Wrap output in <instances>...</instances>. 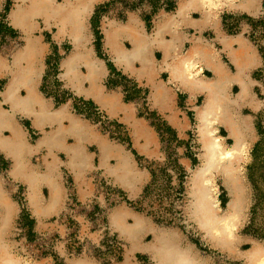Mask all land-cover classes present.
Returning a JSON list of instances; mask_svg holds the SVG:
<instances>
[{"label":"crops","instance_id":"obj_1","mask_svg":"<svg viewBox=\"0 0 264 264\" xmlns=\"http://www.w3.org/2000/svg\"><path fill=\"white\" fill-rule=\"evenodd\" d=\"M12 1L13 3L10 11L8 12L7 21H0L1 34L7 35V31L19 33L21 35L20 39L23 41L22 46L26 44V37L24 34L30 35L31 37H38L40 39L41 44L46 46L44 56L41 59V63H39L41 67L42 64H44L45 66L46 56L50 51L52 45L61 47L65 43H68L72 46V48L63 56L61 60L62 64L63 60H65V58H67L74 51V41L71 40V38L67 34L59 35L58 24L53 21L46 22L43 17L44 15L30 17V23L24 27L26 31L23 32L20 27H16L13 24L10 18L11 13L16 7L15 2L17 3V0ZM50 1L56 4L57 6H61V11H63V6L66 5L67 2L66 0ZM86 1H88L89 3L91 12L90 14H88L85 20L86 32L85 39L82 41L85 44L84 47L90 49L97 62H99L101 66L106 69L105 75L96 80V90L102 95L107 96L108 98L116 94L120 95L122 109H116L113 112L109 113L108 108L99 104L94 99L93 95L87 96L83 93H77L74 90L73 86L70 85L66 81V79L62 78V75L60 77V82H62L64 84V87L67 90H70L74 96L82 98L84 100H88L90 103L97 105L102 110H104V112L109 117L118 119L121 122L125 123L131 130L130 141L132 150L128 151L124 146L120 144H115L111 142L106 136L102 135L99 129L88 118L82 116V114H79V110L77 109L78 105H76L73 100H67L64 103H56L55 99L50 97L48 98L42 90L45 69L41 73H39L38 76L32 79L33 89L38 95V97L45 104H47V110L51 114L60 111L63 105L67 107V114L61 117L59 121L55 118L54 120H48L40 124H35L32 117L25 116L23 113L20 112H15L14 120L17 121V124L19 125L20 129H22L26 142H28V144L32 146V149L28 153V160L30 162V165L35 166L40 171H44L46 169L45 160L56 161V178L60 183H62V186H64V188L66 189L63 176L64 173H69L75 183V188L78 197L81 201L89 199L94 193V186L92 184L91 178L89 177V175L93 171L97 169L103 170V172L113 180L112 175L106 173L105 168L101 166L100 163V155L103 152V146L106 145V147L113 148L112 150L114 151V154L112 153V156L108 158L109 163L112 165H116L118 163L117 153L120 151L124 152L125 150L127 153H124L126 154V156L128 155L134 170L133 174H135L132 180L134 181L133 186L135 188V194L131 198H136L145 189L146 183L149 180V174L146 171L137 168L134 159V154L137 153L149 159L159 158V140L152 126L149 125L146 120L137 117L135 104L131 102H126L124 100L122 92L119 89H111L106 85L105 80L108 77L110 68L108 66V62L98 56L97 49L93 43L94 40L91 30L92 18L97 10V7L100 3L103 2V0ZM231 1L238 2V0ZM23 2L25 4H29V0H24ZM78 2L84 3L85 0H78ZM3 3L4 0H0V7L1 5H3ZM228 3V0H193V2H188V0H176L174 10H161L156 14L154 20V29L152 32H148L143 20L139 19L135 15H130L128 17V20L123 23L113 21L115 23L117 22V24H128L133 18V20L137 22L140 26V31L142 32V34H146L147 36L150 35L151 37H153V32L156 29L157 25L158 28L161 26V40L155 42L149 41L148 43L150 47V56L152 58V61L154 62L155 68L154 75L152 77L147 74H142L141 76H139L138 74L135 75L134 73L125 71L122 67L118 66L114 62V58L110 53V49L106 46V36L104 34L102 46L115 69L123 75L135 79L140 85L148 88L150 91L149 102L151 104V107L156 110V112L160 113L166 118L171 128L176 130L179 134H184L190 128V118L186 114V112L182 111L179 106L180 96H183L185 98L187 105H189L190 107H194V109L192 107L191 108L195 110L196 117V108L198 106L196 104V101L199 98H202L204 100L206 92L199 90L196 87L191 88L189 84L184 85L182 83L181 77H175L171 74L168 63H172L179 56L188 54V52L192 49L194 45H196V43H200L201 45H203L204 50L202 51V54L192 56V61L195 62L196 66L191 72L185 74V80L183 81H194L196 78L213 80L216 79V77L221 76L222 79L219 80L224 83L226 91L230 93L232 98H237L241 91V86L239 83L240 80L238 78L239 76L242 77V81L245 82L248 86V94L238 100L239 103L236 112L239 115L240 122H243L241 127L243 130H245V133L247 134V140L249 142L248 148L250 149L252 146H256V144H258V142L260 141V137L258 135L255 124V117H257V115L261 112L263 108V103L258 97L255 90L257 83L254 76V72L261 65V57L258 52V49L247 36L250 24L247 22H242L241 31L237 34H231L230 30L228 29L227 21L230 18L238 17L259 19L263 16L264 0H256V2L249 7L251 8V12L242 9L241 7H230ZM183 6L184 8L182 9ZM65 8L67 7L65 6ZM32 23H36L37 25H34L33 27ZM46 34L50 35V40H46ZM119 43L125 48L129 47L130 45V42L127 38L121 40ZM0 56H2L3 62H5L6 59L10 61L13 54L10 59L4 55ZM8 61L6 63H8ZM134 67L136 70L137 67H140L137 61H134ZM80 69L83 72L85 71V68L83 66H81ZM7 70L8 69H5L3 67L2 69H0V81L3 82L2 91L0 93V103L3 109L11 113V105L9 103H6L3 98V93H5L8 87L14 83L12 75ZM63 72L64 71L62 69V73ZM154 83L160 85V93L158 94L157 102H154L151 99V93L153 91ZM15 85L13 84L12 90L16 91L17 94L21 97H24L27 93L26 85ZM89 86L90 84L88 80H83V82L81 83V87L83 90L88 88ZM34 108L37 109V105L34 106ZM76 117H79L80 119L79 128L77 126H71L72 123L70 119ZM220 128L227 133L226 128L224 126L217 125L218 131L220 130ZM70 129H73L75 133L73 131H70L68 133ZM30 132L34 133V135L32 136ZM2 134L4 136H8L10 132L7 129H3ZM45 134H47L48 137L49 135L51 136L53 134H57V136L59 135V138L65 144L62 146L53 145L52 147H49L47 145H40V141L44 139ZM78 142L82 149V156L79 159L80 168L79 170H76L70 164V154L67 151L66 147L63 146L75 145ZM227 142L231 143L230 139H227ZM248 151L249 150L247 149L245 158L248 154ZM0 156L3 161L9 163L10 169L13 161L12 157L2 151H0ZM9 169L7 170V174L4 173L0 175V182L8 196L11 198L10 193L5 185L7 178L13 182L20 183L26 189L27 187L24 181H20L11 177ZM114 183L128 193L125 188L117 184L115 181ZM38 190L39 194H42L44 196L49 193L48 187L46 185H40L38 187ZM244 199L246 200V191H244ZM11 200L14 201L12 198ZM15 206L17 207V209L16 211H14V214L11 218V226L7 234V237L10 238L14 221L19 213L18 205L16 204ZM27 206L28 211L30 213V217L33 221V230L35 232H46L53 230L54 224L51 222V219L59 215L65 207L63 202L60 208H58L55 212L50 210L49 214L42 215L40 217L33 212L32 208H30L28 204ZM123 208L124 207H121V205H119L114 207L113 210L120 211ZM126 209L130 211V216L125 219V222L127 224L134 225L133 216L140 218L143 222V227L141 231H139L140 233L135 237V241H137L136 245H140L141 249H132L130 243L131 240H129L126 236H122L117 229L110 225L111 229L116 232L126 243L125 257L120 264H139L137 261L138 254L148 256L152 260L153 264H156L151 256V252L149 250L147 251L142 249L141 246H147L151 245L152 243H155L156 236L164 234L168 237H171L178 247L185 250H189L195 256L205 259L207 264H212L210 259L200 255L193 245L186 244L178 230L174 228L161 227L145 214L139 213L129 207H127ZM234 236V244L230 247H227V249H222L218 246H214L207 240L206 241L212 247L226 251L231 255L244 260L246 264L245 256L243 254L247 250H239L238 246L244 242H251L252 247L256 244L261 243L257 242L254 238L249 236L242 238L238 237L235 235V230ZM10 241L12 242V246L10 247L11 253L14 254L16 243L12 239ZM127 247L129 249L131 248V251L129 253L127 251ZM65 262L66 264H100L98 261L87 258L85 256L67 257L65 259ZM41 263L51 264V261L45 258L41 261Z\"/></svg>","mask_w":264,"mask_h":264},{"label":"bare ground","instance_id":"obj_2","mask_svg":"<svg viewBox=\"0 0 264 264\" xmlns=\"http://www.w3.org/2000/svg\"><path fill=\"white\" fill-rule=\"evenodd\" d=\"M23 1L17 0V3L15 2L16 7L10 15L16 27H20L25 32L24 27L30 23V17L44 15L46 22L53 21L58 24L59 35L67 34L74 41V51L61 64L64 71L61 73L62 78L66 79L77 93H83L87 96L93 95L99 104L108 108L109 113L116 109H122L120 95L116 94L108 98L96 90V80L105 75L106 69L97 62L92 51L84 47L85 44L82 41L85 39V20L91 12L88 1L85 0L84 3H79L78 0H66L63 11H61V6H57L50 0H29V4H25ZM228 1L230 7H241L249 12H251L249 7L256 2V0ZM188 2H193V0H188ZM113 21H103V34L106 36L105 43L110 49L114 62L125 71L132 72L135 75L147 74L152 77L155 68L148 43L149 41L161 40V26L158 28L157 25L153 32L155 35L153 34V37H151L142 34L140 26L133 18L128 24H117ZM32 25L34 27L37 24L32 23ZM25 36L26 44L14 51L10 61L6 59L3 62L2 56H0V69L2 67L8 69L7 71L14 79L13 84L26 85L27 89L24 97L12 90L13 84L3 93V98L6 103L11 105L12 112L9 113L3 109L0 103V151L12 157L13 161L9 173L11 177L26 183L28 205L36 215L41 217L49 214L50 210L55 212L63 202L65 205L67 191L56 178V161L45 160L46 169L44 171L30 165L28 153L32 146L26 142L22 129L14 120V113H23L25 116L32 117L35 124H40L55 118L59 121L61 117L67 114V107L63 105L60 111L51 114L47 110V104L34 91L32 79L45 69L44 64L41 67L39 63H41L44 56L46 46L41 44L38 37H31L26 34ZM125 38L129 40L131 48L120 45L119 42ZM203 50L204 46L196 43L188 54L177 57L172 63H168V66L171 74L175 77H181L184 85L189 84L191 88L196 87L206 92L202 104L196 108L197 136L202 150L199 155L200 164L196 169L191 170L189 177L187 212L202 231L205 240L214 246L227 249V247L234 244V230L243 217L246 204L244 199L245 186L238 171L240 172L241 165L245 160L249 142L245 130L241 127L243 122H240L236 110L238 100L248 94V86L239 76L241 91L237 98H232L230 93L226 91L224 83L219 80L222 79L221 76L213 80L196 78L194 81H183L185 80V74L191 72L196 66L195 62L192 61V56L202 54ZM7 61L8 63H6ZM134 61H137L140 65L137 70L134 67ZM81 66L85 68L84 72L81 71ZM83 80H88L90 84L84 90L81 87ZM159 93L160 85L154 83L151 93V99L154 102H157ZM36 105L37 109L34 108ZM70 121L71 126L79 128V117L71 118ZM217 125L226 128L227 133L225 136L218 131ZM3 129H7L10 135L4 136L2 134ZM70 131L74 132L73 129H70L68 133ZM59 137L57 134L49 135V137L45 134L44 139L40 141V145L62 146L65 143ZM227 139H230L231 143H228ZM63 147H66L70 154V164L76 170H79V159L82 156L79 142L75 145ZM112 149L106 147V145L103 146V152L100 155L101 166L105 168L106 173L112 175L117 184L128 191L130 197H133L135 188L132 180L135 174H133L134 170L129 157L124 153L125 150L124 152L120 151L117 153L118 163L112 165L108 161L112 153L114 154ZM217 175L223 177L231 199L223 210L215 206L212 197L213 181ZM40 185L48 187L47 197L39 194L38 187ZM15 205V202L8 196L0 182V264H27L22 257L11 253L10 247L12 245L5 240L11 226V218L17 209ZM121 207L125 209L114 211L113 208L110 210V225L117 229L122 236H126L131 240L132 249H141L140 245H136L135 237L140 233L143 222L140 218L133 216L134 225L127 224L125 219L130 216V211L126 209L125 205H121ZM141 247L151 252L156 264H207L205 259L195 256L189 250L178 247L175 241L165 234L156 236L155 243ZM127 251L129 253L131 248L127 247ZM243 255L246 264H264V245L256 244L245 251Z\"/></svg>","mask_w":264,"mask_h":264},{"label":"rangeland","instance_id":"obj_3","mask_svg":"<svg viewBox=\"0 0 264 264\" xmlns=\"http://www.w3.org/2000/svg\"><path fill=\"white\" fill-rule=\"evenodd\" d=\"M175 1L103 0L97 7L98 14L93 16L91 22L93 43L98 56L108 64L111 63L102 46L104 20L123 23L130 15H135L143 20L147 31L152 32L156 14L161 10H174ZM12 3V0H4L0 7V21H7ZM242 22L250 24L247 36L258 49L261 57V65L255 70L254 76L257 83L255 90L263 103V108L255 117L260 141L256 146L248 148V154L240 172L238 171L245 186L246 206L243 217L235 229V235L241 238L249 236L264 244V11L263 17L259 19L248 17L228 19L230 33H239ZM7 32V35H2L0 32V55L10 59L14 51L23 45V41L19 33ZM46 40H50L49 34H46ZM97 45L100 47L98 48ZM71 48L68 43L61 47L51 46L45 61L42 85L44 94L48 98L55 99L56 103L73 100L78 105L79 114L88 118L102 135L111 142L124 146L128 151L132 150L131 130L125 123L109 117L104 110L88 100L74 96L60 82L61 60ZM128 48H131V45ZM105 83L111 89H119L126 102L135 104L137 117L146 120L158 137L159 158L149 159L134 154L137 168L149 174L145 189L138 197L131 198L103 170L97 169L89 175L94 193L89 199L81 201L70 174L64 173L63 180L67 191L65 207L59 215L51 219L54 224L53 230L35 232L27 206V189L7 178L6 188L19 207L11 238L6 236L8 243L12 245L11 239L16 243L14 255L22 257L27 264H42L41 261L45 258L49 259L51 264H66L67 257L80 256L96 260L100 264H120L125 257L126 243L111 229L109 212L116 206L126 205L150 217L161 227L178 230L185 243L193 245L197 252L210 259L212 264H245L244 260L212 247L187 212L189 177L191 170L196 169L200 164L199 155L202 150L197 136L194 107L191 106L192 109L187 105L185 98L180 96L179 106L189 116L190 128L184 134H179L171 128L163 115L151 107L149 89L140 85L135 79L123 75L118 70L110 69ZM2 86L3 82L0 81V93ZM202 101L203 99L199 98L196 104L200 105ZM219 132L226 135L221 128ZM30 134L34 135L32 132ZM0 160V175L7 174L9 163L3 161L1 156ZM47 196L48 194L44 197ZM212 197L215 205L221 210L225 209L231 200L223 177L219 175L213 181ZM251 247V242H244L238 246L239 250H248ZM137 261L139 264H153L145 255L138 254Z\"/></svg>","mask_w":264,"mask_h":264},{"label":"trees","instance_id":"obj_4","mask_svg":"<svg viewBox=\"0 0 264 264\" xmlns=\"http://www.w3.org/2000/svg\"><path fill=\"white\" fill-rule=\"evenodd\" d=\"M100 9H101V8H100ZM100 9H99V10H100ZM98 12H99V11H96L95 14H94V16H96V15L98 14ZM97 47L99 48L100 46L97 45ZM98 50H99V49H98ZM108 65H109L110 69H112L113 71L116 70L112 63H109Z\"/></svg>","mask_w":264,"mask_h":264},{"label":"built area","instance_id":"obj_5","mask_svg":"<svg viewBox=\"0 0 264 264\" xmlns=\"http://www.w3.org/2000/svg\"><path fill=\"white\" fill-rule=\"evenodd\" d=\"M262 17H263V16H262ZM262 17H261V18H262Z\"/></svg>","mask_w":264,"mask_h":264}]
</instances>
